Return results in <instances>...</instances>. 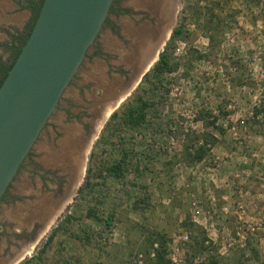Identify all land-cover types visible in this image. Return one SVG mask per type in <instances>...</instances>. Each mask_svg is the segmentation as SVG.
<instances>
[{
  "label": "rangeland",
  "instance_id": "rangeland-1",
  "mask_svg": "<svg viewBox=\"0 0 264 264\" xmlns=\"http://www.w3.org/2000/svg\"><path fill=\"white\" fill-rule=\"evenodd\" d=\"M1 4L6 9L0 7V16H14L18 22L20 15L7 9L9 2ZM178 24L190 34L188 41L174 46L180 70L165 78L170 94H151L159 96L160 125L133 140L146 160L141 175L131 173L123 182L93 179L100 184L82 196L90 166L110 159L112 148L104 151L98 141L111 115L131 97H146L150 87L139 77L126 95L119 98L115 91L107 100L115 86L103 96L105 59H87L46 131L58 140L65 126L68 132L79 130L75 125L83 124L102 96V104H109L106 117L86 151L71 154L77 166L82 161L73 196L32 244L30 256L24 253L33 246L23 248L17 236L25 235L23 225L38 211L21 204L0 207V257L22 249L9 264H154L158 251L169 264H254L253 251L264 260L262 230L243 228L237 236L247 221L264 225V0H174L168 41ZM216 29L219 34L211 43ZM161 46L160 53L165 49ZM195 52L204 57L192 58ZM151 56L144 70L157 57ZM128 94L112 113L118 98ZM186 147L191 155L203 147L206 156L191 161ZM89 210L101 220L89 218Z\"/></svg>",
  "mask_w": 264,
  "mask_h": 264
},
{
  "label": "flooded vegetation",
  "instance_id": "flooded-vegetation-1",
  "mask_svg": "<svg viewBox=\"0 0 264 264\" xmlns=\"http://www.w3.org/2000/svg\"><path fill=\"white\" fill-rule=\"evenodd\" d=\"M7 1L9 2L7 9H15L13 11L17 12L13 15L20 16L18 22L14 16L6 14L0 16V84L19 53L17 48L24 45L32 31L33 24L35 25L40 14L39 8L44 2V0ZM0 7L6 9L2 4ZM173 7L174 0H113L102 30L85 59V61L105 59L104 64L107 68L103 74L105 78L103 81H106L107 85L103 87V96L107 89L116 85L118 97L126 95L139 77L146 72L144 68L150 53L153 57L160 56L159 46L163 47L165 44L166 47L168 42L166 36ZM85 61L77 74L81 70L85 71ZM103 96L98 107L93 113H88V118L83 124L75 125L80 127L79 130L76 128L73 133L68 132L70 127L65 126L61 134L63 137L58 139L59 141L53 139L46 131L54 117L52 116L4 194L0 207L5 204V207L21 204L24 208L30 207L38 211L29 217L25 226L21 225L23 229L27 226L23 231L25 235L16 233L23 248L36 242L73 196L81 176L82 161L80 166H77L71 154L77 150L81 155L85 147L88 148L98 125L105 119L109 104H102ZM116 101H111V105ZM52 125L58 126L56 122ZM16 221H12L11 224L15 226ZM20 250L22 249L11 252V255H1L0 264H9Z\"/></svg>",
  "mask_w": 264,
  "mask_h": 264
},
{
  "label": "water",
  "instance_id": "water-1",
  "mask_svg": "<svg viewBox=\"0 0 264 264\" xmlns=\"http://www.w3.org/2000/svg\"><path fill=\"white\" fill-rule=\"evenodd\" d=\"M112 3L44 0L0 87V202L98 38ZM128 96L119 99L112 113Z\"/></svg>",
  "mask_w": 264,
  "mask_h": 264
},
{
  "label": "trees",
  "instance_id": "trees-1",
  "mask_svg": "<svg viewBox=\"0 0 264 264\" xmlns=\"http://www.w3.org/2000/svg\"><path fill=\"white\" fill-rule=\"evenodd\" d=\"M186 1L192 2L195 0ZM41 7L39 8V12ZM186 12H189V10L187 9ZM190 12L196 14V11ZM34 26L35 25L33 24V28ZM217 34H219L218 29L211 31L209 37L211 43L215 42ZM29 36L26 38L24 45L29 39ZM189 37L190 34L186 30V27L183 24H178L172 32L164 51L160 54L159 60L153 66L152 70L144 77V81L149 83L150 86L147 93H145L146 97L139 94L131 97L111 115L102 136L98 141V146H103L104 151L108 148H112L110 159H103L98 166H90L88 170L89 175L82 196L86 191H92L98 186V184H100L94 183L93 179H98L99 181L104 182L107 178H113L117 181L123 182L131 173H136L138 176L141 175V168L146 160H143L142 155H138L136 152V144L133 143V140L136 139V136L145 138L158 129L160 125L159 121L161 120V117H159V96L155 95L152 97L151 94H170V91L165 87V78L180 70V64L174 57V46L178 41H188ZM23 46L17 48L19 53L13 64L7 70V74L1 82L0 87L15 64ZM203 57L204 56L197 52L192 56V58L197 60ZM200 114L202 115V113ZM209 141L210 140L207 138L206 144H209ZM189 150V147H186L187 158L191 161L200 162L204 159L207 153V149L203 147L198 148L193 155L189 153ZM145 168L148 169L147 167ZM84 198H86L85 195ZM87 216L98 221L101 220L97 216L95 210H89ZM71 220L72 219L69 218L67 222H70ZM112 223V217L106 221L108 227H111ZM54 238L55 232L49 238L48 243H51ZM160 241L164 242L163 238ZM253 254L255 256L254 264H264V260L259 252L253 251ZM63 264L69 263L68 261H65ZM154 264H169L162 251L157 252ZM211 264L218 263L212 261Z\"/></svg>",
  "mask_w": 264,
  "mask_h": 264
},
{
  "label": "built area",
  "instance_id": "built-area-1",
  "mask_svg": "<svg viewBox=\"0 0 264 264\" xmlns=\"http://www.w3.org/2000/svg\"><path fill=\"white\" fill-rule=\"evenodd\" d=\"M243 228H245V230L251 233L255 232V230H258V231L262 230L264 232V225L261 223V221L259 222V221L252 220V221H247L246 223L241 224V226L238 227V230H237L238 237H241V231L243 230Z\"/></svg>",
  "mask_w": 264,
  "mask_h": 264
},
{
  "label": "bare ground",
  "instance_id": "bare-ground-1",
  "mask_svg": "<svg viewBox=\"0 0 264 264\" xmlns=\"http://www.w3.org/2000/svg\"><path fill=\"white\" fill-rule=\"evenodd\" d=\"M152 58V56L151 57H148L147 58V60H148V62L150 61V59ZM131 64V63H130ZM152 64V63H151ZM128 65V64H127ZM147 66V65H146ZM150 66V65H149ZM149 66L147 67V68H149ZM139 73V72H138ZM117 86L118 85H116L114 88H113V93H112V91L109 93V92H107V94H106V99L107 100H109V99H111V97H113V94L115 93V91L117 92ZM134 87V86H133ZM118 96V95H117ZM116 96V97H117ZM106 100H104L103 102H105ZM109 102V101H108ZM110 103V102H109ZM110 109H112V107L110 108ZM111 111V110H110ZM109 111V112H110ZM98 131V130H97ZM67 139V138H66ZM80 139V138H79ZM86 151V150H85ZM80 155V154H79ZM74 160V159H73ZM79 161V160H78ZM70 180V179H69ZM54 218V217H53ZM49 219H50V217H49ZM36 243V242H35ZM33 247H31L30 249H28L24 254H25V256L26 257H28V256H30L31 255V253H32V250H33V248H34V245H32ZM23 254V253H22ZM23 254V255H24Z\"/></svg>",
  "mask_w": 264,
  "mask_h": 264
}]
</instances>
